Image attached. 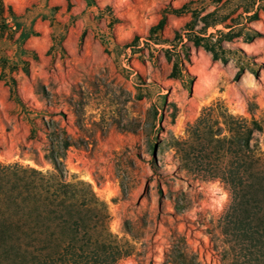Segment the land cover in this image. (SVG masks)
I'll list each match as a JSON object with an SVG mask.
<instances>
[{
	"label": "rangeland",
	"instance_id": "1",
	"mask_svg": "<svg viewBox=\"0 0 264 264\" xmlns=\"http://www.w3.org/2000/svg\"><path fill=\"white\" fill-rule=\"evenodd\" d=\"M0 264H264V0H0Z\"/></svg>",
	"mask_w": 264,
	"mask_h": 264
},
{
	"label": "trees",
	"instance_id": "2",
	"mask_svg": "<svg viewBox=\"0 0 264 264\" xmlns=\"http://www.w3.org/2000/svg\"><path fill=\"white\" fill-rule=\"evenodd\" d=\"M257 12H258V9H256L255 10V12H254V16H258L257 15ZM234 25H225V27L228 29V31H224V30H222V29H219V30H217V32L216 33H213V34H206V33H204V32H200L201 34H199V35H196L197 36V44L198 45H201V43H203L204 42V47L206 48V49H208V50H210V51H212V53H213V56L214 57H217V52L215 51V49H212L211 47H210V45H208L207 44V42H205L207 39H208V41L209 40H211V39H213L214 38V34H216V35H218V36H227V35H230L231 33H232V27H233ZM22 36H28V34H23L22 33ZM206 44V45H205ZM66 146H68L69 145V143H68V141H66ZM52 155H51V157H50V159H51V161H52V163L54 164V166H55V168L56 169H60V163H59V156L57 155V154H55V151H54V149H53V151H52V153H51ZM35 171H37V170H35ZM46 189H49L50 187H49V185H48V187H47V185H46V187H45ZM62 192H64V194H67L68 193V191H66V190H64V188H62V190L61 189H59V190H54V191H52L51 193H52V196H54L55 198H59V193H62ZM257 229H253V232H258V231H256Z\"/></svg>",
	"mask_w": 264,
	"mask_h": 264
}]
</instances>
